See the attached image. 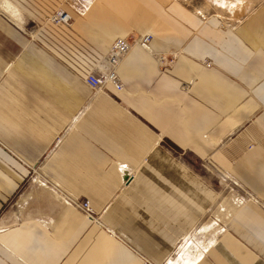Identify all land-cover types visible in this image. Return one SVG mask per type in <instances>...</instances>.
<instances>
[{
  "label": "crops",
  "instance_id": "0c3cea01",
  "mask_svg": "<svg viewBox=\"0 0 264 264\" xmlns=\"http://www.w3.org/2000/svg\"><path fill=\"white\" fill-rule=\"evenodd\" d=\"M9 3L21 20L0 15V264L164 262L201 209L164 152L213 159L255 198L195 264H264V1L235 26L182 0ZM58 8L70 26L48 22ZM131 34L180 52L162 67L135 48L121 91L91 90L83 79ZM47 180L102 223L63 207Z\"/></svg>",
  "mask_w": 264,
  "mask_h": 264
},
{
  "label": "rangeland",
  "instance_id": "374dc122",
  "mask_svg": "<svg viewBox=\"0 0 264 264\" xmlns=\"http://www.w3.org/2000/svg\"><path fill=\"white\" fill-rule=\"evenodd\" d=\"M190 9H193L199 14L205 16L215 15L218 16L225 25L235 26L240 19H242L247 13L253 10L257 5H260L264 0H182ZM10 0H0V15L6 16L11 19L18 17L21 20L20 11L14 7ZM7 3L15 10V17L9 15L4 11L7 8ZM7 5V6H6ZM60 8L54 10L52 14H49L48 22L55 24L54 15H57ZM15 19V20H16ZM21 23V22H20ZM17 23L21 30L32 32L34 28L33 23ZM58 25V24H55ZM28 27V28H27ZM33 33H31L32 35ZM130 36H139L131 34ZM31 40V38H30ZM171 48V47H170ZM173 53V50L171 49ZM180 51L177 52V55ZM176 55V56H177ZM180 55V54H179ZM171 157L167 152L163 153V164L168 166L174 173L177 171L179 176H188L194 179V194L196 204L200 205L195 226L188 232L184 233V238L180 240L177 247L169 254L167 259L160 264H195L209 245L210 241L225 229V223L234 210L243 202L254 200L249 192L239 189L236 184L222 171V169L213 161V159H206L203 162H196L184 160V155L174 154ZM173 158V159H172ZM159 169L155 167H148V170ZM163 171L167 168L163 166ZM31 177L39 176L41 174L36 167L31 166ZM162 171V172H163ZM168 170L169 173H171ZM164 173V172H163ZM126 174V178L130 175ZM41 177V176H40ZM42 182L44 179H38ZM184 178L181 180L183 181ZM186 180V179H185ZM125 181V180H124ZM44 182V181H43ZM51 187V191L55 199L65 208H74L80 211L87 219L92 222H101L98 216L92 214L91 217L82 212L79 208L68 205L69 199H77L79 203L87 202L88 200L81 199L72 196L63 188L51 183L47 180L45 182ZM189 184V183H188ZM187 184H184L186 186ZM189 190L190 189V184ZM201 197V201L199 200ZM68 199V202L66 203ZM200 202V203H198ZM89 204V202H87ZM90 206V204H89ZM91 210V207H90ZM92 212V210H91ZM229 215V216H228ZM227 217V218H226ZM225 221V222H224ZM117 238V237H116ZM145 264H150L146 258L143 260Z\"/></svg>",
  "mask_w": 264,
  "mask_h": 264
},
{
  "label": "built area",
  "instance_id": "2783aa9c",
  "mask_svg": "<svg viewBox=\"0 0 264 264\" xmlns=\"http://www.w3.org/2000/svg\"><path fill=\"white\" fill-rule=\"evenodd\" d=\"M55 24H64L66 26H70L72 21L68 14L63 11H59L57 15H54ZM151 35L143 34L141 36H126L119 37L114 40V42L108 48L106 54L103 56L102 60L96 67L94 71H91L83 80L85 84L93 91H102L104 89L110 88L115 91H121L123 89V82L120 76L121 65L126 56L130 53V51L135 48L142 49L147 52L153 58L156 59L160 66H167V64H171L176 55L177 51L173 47H168L167 50L157 51L151 47ZM172 55L171 58L168 56ZM187 87L186 85L184 88ZM129 178H126L125 181H128ZM67 201L66 203L68 202ZM68 205L70 207L74 206L79 208L82 212H84L88 218L91 217L90 206L87 202L79 203L77 199H69Z\"/></svg>",
  "mask_w": 264,
  "mask_h": 264
},
{
  "label": "bare ground",
  "instance_id": "6f19581e",
  "mask_svg": "<svg viewBox=\"0 0 264 264\" xmlns=\"http://www.w3.org/2000/svg\"><path fill=\"white\" fill-rule=\"evenodd\" d=\"M8 5V6H7ZM7 8H4V11L5 12H7V13H9V15H11V16H13V17H15V10L14 9H12V7H10V5H9V3H7ZM71 21H72V23H73V20L71 19ZM71 23V24H72ZM132 175V174H131ZM126 182H128V181H125V183ZM44 188V187H43ZM229 216V215H228ZM227 218V217H226ZM225 222V221H224Z\"/></svg>",
  "mask_w": 264,
  "mask_h": 264
}]
</instances>
